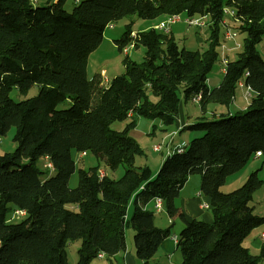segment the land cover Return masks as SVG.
Instances as JSON below:
<instances>
[{
    "label": "trees",
    "instance_id": "1",
    "mask_svg": "<svg viewBox=\"0 0 264 264\" xmlns=\"http://www.w3.org/2000/svg\"><path fill=\"white\" fill-rule=\"evenodd\" d=\"M65 0L34 7L31 0H0V136L14 128L16 147L0 154V264H69L66 246L78 240L74 264H90L102 253L111 263L125 248L126 225L134 230V252L149 264L172 226L157 227L144 204L160 198L169 217L183 221L176 247L180 264H258L244 244L262 225L253 213V192L261 185L264 163V59L256 49L264 39V0H82L68 12ZM234 11L243 34L241 50L228 59L219 84L208 88V73L219 55L224 9ZM183 13L206 16L208 44L202 51L179 47L171 33L153 27L131 35L126 25L115 41L120 51L133 41L144 47V59L125 57L123 74L106 84L98 74L87 77L89 54L100 44L107 24L136 15L141 19ZM243 80L253 95L243 110L210 115L186 127L203 131L180 153L163 158L155 175L148 165L135 166L143 150L129 135L136 118L166 127L178 116L181 96L200 93V111L209 103L228 107ZM37 95L14 101L9 93ZM74 100L69 110L55 111L58 99ZM131 112V116L128 113ZM130 121L122 130L114 121ZM259 151L262 162L243 183L228 192L225 179L244 167ZM73 152L94 155L96 164L78 168ZM47 158L53 174L37 161ZM123 166L118 178L98 176L101 166ZM193 175L209 198L211 222L187 220L176 206L180 189ZM15 210L25 215L11 221ZM130 213V215H128Z\"/></svg>",
    "mask_w": 264,
    "mask_h": 264
},
{
    "label": "rangeland",
    "instance_id": "2",
    "mask_svg": "<svg viewBox=\"0 0 264 264\" xmlns=\"http://www.w3.org/2000/svg\"><path fill=\"white\" fill-rule=\"evenodd\" d=\"M56 1L57 0H31L34 7L46 6L50 3H55ZM78 1H82V0H65L63 7L66 11L70 12ZM180 16H181L180 17L181 21L173 25L174 40L176 41L178 46L185 47L186 49H190V50L202 51L203 49H205L208 44V34L204 36L201 33L200 36L203 38V40L202 41L197 40L196 28L194 26H189L186 24V22L184 21V18L186 16L183 13H181ZM151 20L152 19H141L138 18L136 15H130L127 17H123L117 21H114L112 28H109L107 26L104 30L103 38L100 44L96 49H94L89 54L90 61L87 67L88 78H91L94 74L95 75L98 74L102 81V84H106L107 81L105 78L106 73L103 70L99 71L100 68L105 69V71L107 72V77L109 79H112L113 77H116L124 73L125 67L123 60L125 57H128L129 59L138 63L142 62L144 59L143 46H139L138 48L135 47L129 48L128 51L125 53L117 49V46L115 45V41L121 37L127 24L130 25L132 30L139 31L140 29L145 28L151 22ZM206 20H208L207 17ZM223 22L226 27L227 25H230L233 22L234 24H236L235 26L233 24L229 26L231 30L230 32L234 34L233 35L234 44L231 39L224 37L223 34L224 28L223 29L221 28L220 30L221 39L219 43L220 45L218 47L219 55L216 61L214 62L212 69L208 73L206 80L207 86L210 89L216 87L221 81V78L223 76V72H221L220 70L221 68L220 59L222 54L221 44L224 43L227 47L233 46L232 50H226V52L230 51L228 52V54L224 51V54L228 57V59L234 58L237 55V53L241 50V42H242L243 34L237 28L238 21L232 19L228 14H225L223 17ZM204 30L207 33L208 29H204ZM256 49L260 57L264 59V39L257 44ZM243 91L244 89L239 87L236 91L237 102L239 103L240 106H242L243 104L246 105L247 102L245 101L246 99L242 95ZM38 92H39V87L37 85L31 86L25 93H22L16 88H13L9 93V97L14 101H21L26 98L37 95ZM179 97H180L179 105H181L183 108V113H185V120L189 124L196 122L201 115L199 104L193 103L190 99L189 100L184 99L181 96V94L179 95ZM73 104H74V100L72 99L65 97L63 99H58V103L55 108V111L69 110L71 108V105ZM209 108L212 109V103L209 104ZM230 109L231 111H234L235 108L233 105H231ZM207 117L209 119L212 118L210 115H207ZM129 121H130L129 118L123 121H114L110 127L114 130L119 131L122 130ZM136 122H137L136 126L129 131V135L132 136L137 141V143L143 150V154L137 155L135 157L134 165L141 166L144 165L145 163L150 168L154 169L158 161L161 160L162 153L153 151V145L162 144V148H163L162 151H164V147L166 145L165 142L162 141L161 139L166 135V132L156 127L153 129L154 131L152 130L151 132L150 129L153 127V125L151 126L149 124L151 123V120L149 121V119L138 117L136 118ZM154 122L156 124L159 123V121L157 120H155ZM173 126L174 124L168 127L172 128ZM176 133L177 135H175ZM176 133L175 134L171 133V135L175 137L176 141H184L185 143H188L191 138L201 136L203 134V131H197L185 127V129H182ZM13 134H14V128L11 127L4 135L0 136V154H3L5 152H11L15 149L16 144L12 140ZM80 154L81 152L72 153V157L74 159L76 168L69 178L68 185L70 188L75 187L78 183V168L86 169L96 164V159L93 154L87 153L82 157H80ZM261 162L262 159L258 161L259 165L261 164ZM36 164L40 170L44 171L42 177L47 176V174L52 175L54 173L52 170H49L46 167V163L43 159H39ZM102 167L106 171L107 175L113 178L120 177L124 169L122 165H119L118 168L114 170L109 169L108 167H105L103 165ZM197 176L198 175L192 176V179L188 184H192V183L194 184V182L195 183L198 182ZM260 177L264 178V166H263V170L261 169ZM237 185L234 186L233 189L239 187L241 184H237ZM223 186L220 188L221 190L224 189ZM163 213H165V211ZM21 218H23V216L15 215V217L11 219V221L12 222L19 221ZM170 219H174L176 222V225L172 227V232L178 234L179 231L183 228V226L180 228L179 216L174 215L170 217ZM132 241H133V235H132ZM78 245H79V241L74 240V241H70L66 246L69 264H74L77 259L76 252Z\"/></svg>",
    "mask_w": 264,
    "mask_h": 264
},
{
    "label": "crops",
    "instance_id": "3",
    "mask_svg": "<svg viewBox=\"0 0 264 264\" xmlns=\"http://www.w3.org/2000/svg\"><path fill=\"white\" fill-rule=\"evenodd\" d=\"M164 19H165L164 16L152 19L151 22L145 28L140 29L139 31L153 27L154 25L162 22ZM176 23H178V22H176ZM175 24H173V25H175ZM232 24L234 26L236 25V24H234V22ZM232 24L227 25V27L222 26V29L224 28V30H223L224 35H225L226 30L231 31L229 26H231ZM173 25L171 26V32L170 33L174 37ZM136 32H138V31H134V30L132 31V33H136ZM201 33L204 36H206V34H207L204 29L196 28L197 40H199V41L203 40V38L200 36ZM228 48H229V50H232L233 46L228 47ZM228 52H230V51H228ZM228 52H226V53L228 54ZM88 59H89V57H88ZM89 61H90V59L88 60L87 67L89 65ZM100 70H103L106 73L105 78L107 81L105 79L104 80L107 83L110 80L107 77V72L103 68H100L99 71ZM252 95H253V92H252ZM247 103H248V101L246 102V105H247ZM209 104H207V106L205 107V113L200 111L201 112L200 116H204L205 118H208L209 116L207 117V115H211V114L212 115L214 114L216 116L218 114L226 113V112H228L229 114H233L236 111L243 110L246 107L245 104H243L242 106L239 105V103L237 102V95L236 94L232 100V103L228 107H224V106H220V105L212 103V109H210ZM231 105L234 106V108H235L234 111H231V109H230ZM136 124H137V122H136ZM149 124L151 126L153 125V127L150 129L151 132L155 127L160 128L161 130L166 132V135L161 139L162 141L165 142V145H166L164 147V151H162V150L161 151H155V152L162 153L161 160L158 161V163H157L156 167H154V169L150 168L152 175H155L161 161L163 160V158L165 156L168 155V154H166V151L168 149L170 150L173 147L177 146L178 144L184 142V141H176L175 137L172 136L171 133L175 134L176 132H179L180 130L185 129V127L189 123L185 120V113H183L182 106L179 105L178 116L176 117L175 122H174V126L172 128L166 127L165 125H163L161 123L156 124L154 121H151V123H149ZM175 135H177V133ZM261 158H262L261 156H255L254 155L252 157V159H250L244 167H242L239 171L235 172L234 174L229 175L225 179V182L223 184L224 186L222 185L224 188L222 191L223 192H228V190L231 191V190H233L234 186H236L237 184H242L243 181L245 180V178L247 177V175L251 171H254L255 169L260 167L261 164L259 165L258 161ZM42 159L44 160V158H42ZM145 165H147V164H145ZM263 166H264V163L262 165V170H263ZM100 169H103V167L101 166ZM105 174H107L106 171H105ZM259 175H260V173H259ZM197 177H198V182H196V183L194 182V184L193 183L188 184V183H190V181L192 179V176L189 177V179L186 181V183L180 189L178 197L175 200V203H176V206L179 208V210L183 213L185 219L190 220L193 218H197V219H202L206 222H211L212 217H211V214L209 211V198L200 192V178H199V176H197ZM262 179H263V181H262L261 185L252 194V199H251L250 204L252 206L253 213L264 219V178H262ZM203 203H207L208 207L207 208L202 207ZM144 208L152 212L153 222L157 227L166 228L169 225H171L172 227L176 225L175 220L170 219V217L167 215L165 208H164V205H162V208L159 212L154 211V199H151L147 203H145ZM164 211H165V213H163ZM128 215H130V213ZM182 226H184V224H183V221L180 219V228ZM133 233H134V230L131 227V225H126L125 230H124L125 248H124V250H122V251L116 253V255H114V257L112 258L113 261L111 263L105 258L104 255H102V256H97L96 258H94L90 264H143V262L139 258L136 257L135 252H134V245H133V241H132ZM177 237H178V234L173 233L172 228H171L170 235L161 241L156 252L150 258L149 264H180L181 254L176 247ZM263 243H264V220H263L262 225H259L258 227H255L254 229H252L249 232V234L244 238V244L247 246L248 250L253 255H257L259 253V250L262 247ZM67 258H68V253H67ZM258 264H264V260H261Z\"/></svg>",
    "mask_w": 264,
    "mask_h": 264
},
{
    "label": "bare ground",
    "instance_id": "4",
    "mask_svg": "<svg viewBox=\"0 0 264 264\" xmlns=\"http://www.w3.org/2000/svg\"><path fill=\"white\" fill-rule=\"evenodd\" d=\"M224 14H228L232 19L236 20V18H235V13H234L233 10H231V9H229V8H225V9H224ZM177 16H180V14H171V15H168V16L165 17V19H164L162 22H160V23L154 25L153 27H159V26H162V25H164V24L170 22L172 18L177 17ZM180 17H181V16H180ZM186 17H187V16H186ZM190 21H203V22H206V23H207L206 16H190ZM170 32H171V31H164V32H162V33H164V34H168V33H170ZM131 35L134 36L135 33H131ZM133 47H134V42H133V41H130V42H128L126 45H124V46L122 47L121 51H123V52L126 53V52L128 51L129 48H133ZM226 50H229V48H228L224 43H222V44H221V53H222V54H221V59H220L221 65H226V63H227V61H228L227 56L224 54V51L226 52ZM238 86L244 88V90H245V95L248 97V98H247V101H248V100L251 98V96H252V89H251L249 86H246V85L244 84L243 80H239V81H238ZM195 97H196V99L194 98V96H192V97L190 98V100H191L193 103H196V101L199 103V102H200V99H201V95H200V93L196 94ZM179 147H180V144H178L177 146L173 147V148L170 149V150L168 149V150L166 151V154L180 153V149H179ZM161 150H162V144H157V146H156V151H161ZM86 154H87L86 152H81L80 156H84V155H86ZM44 161H45V163H46V167H47L49 170H53V166H52V164L48 161V159H47V158H44ZM99 170L102 171V173L105 174V171H104L103 169H99ZM101 177H102V176H101ZM162 205H163V202H162V200L160 199V201H159V208H160V210H161V208H162ZM17 211H18V212H24L23 210H17ZM21 216H23V215H21ZM14 217H15V215H12V219H13Z\"/></svg>",
    "mask_w": 264,
    "mask_h": 264
},
{
    "label": "built area",
    "instance_id": "5",
    "mask_svg": "<svg viewBox=\"0 0 264 264\" xmlns=\"http://www.w3.org/2000/svg\"><path fill=\"white\" fill-rule=\"evenodd\" d=\"M179 21H181V18H180V16H177V17L172 18L170 22H168V23H166V24H164V25H162V26H159V27H153V28L156 29V30H158V31H160V32L171 31V26H172L173 24H175L176 22H179ZM184 21H185L186 24L189 25V26H194L195 28H198V29H207V25H208V23L203 22V21H190V16L185 17V18H184ZM223 24H224V22H223ZM107 26H108L109 28H112V27H113V24H112V23H109V24H107ZM107 26H106V27H107ZM224 26H225V24H224ZM233 35H234L233 33H231L230 31L226 30L224 37L231 39L232 42H233ZM233 43H234V42H233ZM225 67H226V65H221V68H220L221 72H224V71H225ZM237 86H238V82H237ZM238 87H239V86H238ZM239 88H243V87H239ZM243 89H244V88H243ZM243 96H244V98H245L246 101H247V98H248V97L245 95V90L243 91ZM194 98L196 99L195 95H194ZM196 103H198V102L196 101ZM131 114H132L131 112L128 113L129 116H131ZM174 133H175V132H174ZM185 145H186V143H184V142L180 143V147H179L180 152L183 151ZM156 146H157V145H153V150H154V151H156ZM255 156H260V152L257 151V152L255 153ZM80 157H82V156H80ZM104 175H105V174L102 173V171L98 170V176H99V177L104 176ZM159 201H160V198H154V211H156V212H159V211H160V208H159ZM202 207L207 208V207H208V204H207V203H203V204H202ZM12 215H25V212H18L17 210H15V211H13L12 214H11V219H12ZM102 255H103L102 253H99V254H98V256H102Z\"/></svg>",
    "mask_w": 264,
    "mask_h": 264
}]
</instances>
